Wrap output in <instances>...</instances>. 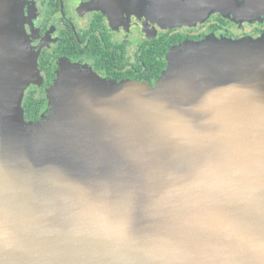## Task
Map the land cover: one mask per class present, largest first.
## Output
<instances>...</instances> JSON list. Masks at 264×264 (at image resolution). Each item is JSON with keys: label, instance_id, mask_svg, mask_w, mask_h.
<instances>
[{"label": "water", "instance_id": "95a60500", "mask_svg": "<svg viewBox=\"0 0 264 264\" xmlns=\"http://www.w3.org/2000/svg\"><path fill=\"white\" fill-rule=\"evenodd\" d=\"M0 7V264H264V38L174 47L155 86L66 61L27 123L37 58Z\"/></svg>", "mask_w": 264, "mask_h": 264}, {"label": "flooded vegetation", "instance_id": "af4514ba", "mask_svg": "<svg viewBox=\"0 0 264 264\" xmlns=\"http://www.w3.org/2000/svg\"><path fill=\"white\" fill-rule=\"evenodd\" d=\"M221 2L216 8L214 0H20V27L40 75L25 92L26 122L37 123L50 113L46 91L66 61L110 81L155 86L174 47L264 38L261 8L247 0ZM9 12L17 17V8ZM28 98L37 102L25 109Z\"/></svg>", "mask_w": 264, "mask_h": 264}, {"label": "rangeland", "instance_id": "374dc122", "mask_svg": "<svg viewBox=\"0 0 264 264\" xmlns=\"http://www.w3.org/2000/svg\"><path fill=\"white\" fill-rule=\"evenodd\" d=\"M12 9H13V7H12ZM15 9V11H16V8H14ZM0 11H1V9H0ZM8 7L5 9V15H7L8 14ZM6 17L7 16H5V18L4 19H6ZM13 17V16H12ZM8 25H11L12 27H14V26H16V20H15V17H13V19L11 20H9V24ZM1 27L2 26H7V22H5V20L2 22V24L0 25ZM27 43H29V41L27 40ZM29 47L31 48V51H32V57H33V55H34V51H33V49H32V47H31V45L29 44ZM33 84H35V83H33ZM54 84H55V82H54ZM53 84V85H54ZM29 85H31V83L29 84ZM29 85L27 86V88L29 87ZM53 85L51 86V87H53ZM50 87V88H51ZM26 88V89H27ZM49 90V89H48ZM46 91V96H47V100H48V104H49V106L51 107V111H50V113L48 114V115H45V117H47V116H49L50 114H51V112H52V109H53V105H52V103H53V101H52V99L50 98V96H49V91ZM25 92H26V90H25ZM24 97H25V93H24ZM44 119V118H43ZM28 123V122H27Z\"/></svg>", "mask_w": 264, "mask_h": 264}, {"label": "trees", "instance_id": "16d2710c", "mask_svg": "<svg viewBox=\"0 0 264 264\" xmlns=\"http://www.w3.org/2000/svg\"><path fill=\"white\" fill-rule=\"evenodd\" d=\"M36 102H37L36 100H32V99L28 98L24 102L25 109L30 108L31 106H34L36 104ZM41 106H42V103L40 102L39 109L41 108Z\"/></svg>", "mask_w": 264, "mask_h": 264}]
</instances>
